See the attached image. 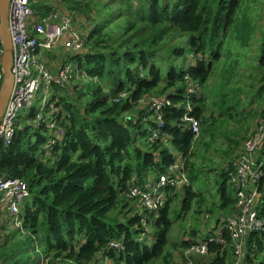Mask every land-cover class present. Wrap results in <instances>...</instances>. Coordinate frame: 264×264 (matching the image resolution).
I'll return each instance as SVG.
<instances>
[{
  "label": "trees",
  "instance_id": "obj_1",
  "mask_svg": "<svg viewBox=\"0 0 264 264\" xmlns=\"http://www.w3.org/2000/svg\"><path fill=\"white\" fill-rule=\"evenodd\" d=\"M31 1L39 17L53 11L44 1ZM69 2L72 6L64 5L63 10L80 15L82 23L84 18L88 21L84 32L89 44L82 54L75 55L80 61H73L77 73L70 84L53 87L59 95L51 103L60 112L58 125L64 131L58 143L52 149L47 148L57 130L37 129L32 123L37 116L33 106L13 143L0 146V178L22 179L31 193L25 209V239L16 241V234H1V230L0 261L42 264L41 251L36 249V259L28 257V246L34 240L45 255L43 264H97L100 258L109 259L110 264H153L162 257L170 263L172 255H166V249L173 227L171 207L176 191H185V213L192 210L193 202L202 194L195 192L190 182L167 188L165 207L158 218L148 220L147 225L153 230V240L148 242L140 239L148 233L143 218H128L126 214L133 201L126 193L133 179L137 178L143 185L165 174L175 162L173 152L184 161L186 173L195 145L203 143L199 140L203 137L196 138L183 124L188 98L194 109L192 116L201 123V133H205L202 125L213 126L205 117L206 97L201 91L200 97L185 93L186 77L203 91L214 74L213 62L221 60L226 38L243 15L245 0H121L117 11L108 10L107 4L100 2L106 13L100 15L97 9L93 21L81 3ZM171 32L185 36L187 47L169 46L163 53L164 37ZM50 54H44L46 62ZM181 59L187 64H179ZM192 60L197 61L196 67H189ZM260 67L264 82V51ZM79 72L91 81L86 87H72ZM123 93L131 94V99L116 102ZM144 97H167L171 101L164 114L162 139L153 143L150 138L144 141L148 134L144 126L156 125L153 115L148 117V123L144 121L149 105L138 103ZM254 131L251 128L245 138L241 137L242 143L237 138L242 134L234 132L236 138H229L230 144L223 152L228 165L218 169L221 212H235V193L228 174L233 160L243 152L244 142ZM257 160L264 166V144L257 152ZM191 167L192 179L198 181L193 173L194 165ZM259 193L257 208L264 217V177ZM114 211L116 214L110 216ZM213 231L208 233V238L213 236ZM191 237L196 238L197 232L192 231ZM225 239L224 245L210 243L208 253L194 255L193 262L264 264V231L246 238L243 258L236 254L229 234ZM119 241L124 242V251L109 248L111 242ZM190 246V242L182 241L176 248L188 251ZM183 259L178 257V261Z\"/></svg>",
  "mask_w": 264,
  "mask_h": 264
},
{
  "label": "built area",
  "instance_id": "obj_2",
  "mask_svg": "<svg viewBox=\"0 0 264 264\" xmlns=\"http://www.w3.org/2000/svg\"><path fill=\"white\" fill-rule=\"evenodd\" d=\"M82 22L81 16L70 15L66 10L61 9L39 17L32 7L31 0H10L9 31L13 43L14 88L0 120V146L11 145L17 131L23 129V125L18 124L19 113L31 109L34 98L42 86L47 92L54 86L65 87L70 84L75 71L77 73L76 63L70 60L69 64H62L59 72L55 74L44 60V54L59 53L58 51L61 50L75 55L82 54L89 44L86 33L80 28L84 26ZM3 55V41L0 35V93L5 80ZM186 81L187 94L200 97L199 93L202 89L200 85L191 81L189 77H186ZM126 99H131V94H121L116 102ZM138 103L149 105L144 121L148 123V117L153 115L152 118L156 122L150 141L153 143L161 140L165 128L164 114L171 106V101L167 97H144ZM51 104L48 106L51 119L49 115L44 116L42 113L37 114L35 119L37 129L57 130L56 137L52 138L48 149H52L64 133L58 125L60 112L54 104ZM185 109L183 124L186 130L198 138L201 133V123L192 116L194 109L190 98L186 102ZM254 129V133L244 142L243 152L233 160L228 174L235 193V212L222 221L216 236H210L192 245L185 259L178 264H195L192 260L194 255H206L210 243L224 245L226 234L230 235L235 252L241 258L246 238L252 233L264 231V217L260 216L257 208L260 183L264 176L263 163L257 160V152L264 144V113ZM173 158L175 162L165 174L153 177L143 185L137 178L133 179L126 193L130 200L137 201L147 211L148 217L142 220L144 226H147L151 217L158 218L159 212L165 207L167 188L189 185L184 161L174 152ZM30 194L28 184L24 180L0 178V231L3 230L1 234L8 233L5 229L24 230L25 218L24 222L21 218L26 216L25 209ZM109 248L113 251H124L125 244L123 241L111 242ZM99 261L97 264H110L107 258H100Z\"/></svg>",
  "mask_w": 264,
  "mask_h": 264
},
{
  "label": "rangeland",
  "instance_id": "obj_3",
  "mask_svg": "<svg viewBox=\"0 0 264 264\" xmlns=\"http://www.w3.org/2000/svg\"><path fill=\"white\" fill-rule=\"evenodd\" d=\"M46 2L48 6L53 7V11L57 9H66L65 6L71 7L74 3H81L83 7H86L87 16L93 18L96 17L97 9L100 11V15L106 13L100 4L106 3L108 10L117 11L120 8L121 0H39ZM135 4L137 2L135 1ZM65 5V6H64ZM243 15L238 18L237 26L228 34L223 51L221 52V60L219 62H213L214 74L210 78L209 82L201 89L202 95L206 97L205 117L208 118L209 125H202L205 133H201L200 138L203 137V143L200 146L195 145L194 155L190 157L189 168H186V176L188 182L192 185V188L198 194H202L192 204V210L188 213L183 212L185 191L178 189L176 191V198L172 202L171 207V219L173 221V227L169 234V246L166 249V255H172L170 263L164 261V257L160 261L153 264H176L178 257L186 256L187 249L181 247L176 248L182 241L190 242L191 246L199 241H204L208 238V233L211 230L213 236L217 235V225L222 216L229 215L228 211L221 212L219 210L222 197L219 192V183L221 179V173L218 169L227 168L228 162L224 160L223 152L230 144V139L236 138L234 132H239L242 136L237 137L240 143H242L241 137H246L251 128H255L264 110V82L262 80V69L260 67L261 57L264 51V0H245ZM119 13V12H118ZM70 15H72L70 13ZM80 16V15H79ZM116 17V16H115ZM114 17V19H115ZM115 21V20H114ZM114 21L110 24L113 27ZM84 26H81V30L88 29V21L84 18ZM149 29L146 31V33ZM182 34L167 33L164 37L163 44L165 48L163 53L167 52L169 46H181L187 47L186 41ZM161 46V45H160ZM158 48V45H157ZM57 53H51L48 55V67L53 73H58L62 64H69L70 60L79 62L75 54H66L64 51H58ZM175 58V57H174ZM200 59V57H199ZM179 64L184 65L186 61L183 59L178 61ZM187 64V63H186ZM197 61L192 60L189 67H196ZM81 82V83H79ZM91 83L85 74H76V80L73 81L72 87L81 85L86 87V84ZM95 82H98L96 79ZM185 93L188 92V84L185 83ZM63 97H67L61 91ZM169 94V93H167ZM58 96L59 93L56 89L49 88L46 92L43 88L37 92L34 98L33 105L37 114L49 115L48 106L51 104L52 98ZM72 97H76V91L72 93ZM59 100V97H56ZM52 105V104H51ZM32 109V108H31ZM31 109L21 111L19 113L18 124H23L24 120H27L31 113ZM254 115V116H253ZM51 119V118H50ZM29 122V121H28ZM35 125V120L32 122ZM213 127V128H210ZM143 129V128H142ZM210 129V130H209ZM144 130L147 131V138L154 133V128L146 124ZM203 131V130H202ZM212 133H215L212 135ZM205 139V140H204ZM170 147V145H169ZM241 144L238 148H235V154L238 153ZM170 150L173 151L170 147ZM191 165H194L193 172L199 178L198 181L192 179ZM213 169V170H211ZM204 170V171H203ZM264 177V176H263ZM235 198V195H234ZM138 202L132 201L130 203L129 210H126L128 218H147L148 213L139 204L134 206ZM198 211V212H197ZM200 212V213H199ZM116 211L112 212L110 216H114ZM231 215V214H230ZM24 216L21 221L24 222ZM151 219V218H150ZM221 220V219H220ZM223 221V220H222ZM148 233L142 236L141 241H152L153 230L147 225ZM6 232H12L16 234L17 240H24V231H13L5 229ZM192 231L197 232V237L193 238ZM194 240H192V239ZM190 246V247H191ZM28 257L34 258L37 256V252L41 251L42 258L40 263L45 262V255L41 250L40 244L36 245L33 240L28 246ZM178 255L176 258L175 256ZM244 257L243 256L241 258ZM204 260V259H203ZM62 261H60L61 263ZM205 263V261L203 262Z\"/></svg>",
  "mask_w": 264,
  "mask_h": 264
},
{
  "label": "water",
  "instance_id": "obj_4",
  "mask_svg": "<svg viewBox=\"0 0 264 264\" xmlns=\"http://www.w3.org/2000/svg\"><path fill=\"white\" fill-rule=\"evenodd\" d=\"M9 8L10 0H0V35L3 41L4 55L2 66L4 69L5 80L0 93V120L8 104L14 88L13 68V43L9 31ZM183 185H180L182 187ZM260 201V197L258 198Z\"/></svg>",
  "mask_w": 264,
  "mask_h": 264
},
{
  "label": "crops",
  "instance_id": "obj_5",
  "mask_svg": "<svg viewBox=\"0 0 264 264\" xmlns=\"http://www.w3.org/2000/svg\"><path fill=\"white\" fill-rule=\"evenodd\" d=\"M230 215V214H229ZM229 215H227V216H223V218H221V221H220V223L219 224H217V225H219L220 226V224L222 223V220L225 218V217H229Z\"/></svg>",
  "mask_w": 264,
  "mask_h": 264
}]
</instances>
